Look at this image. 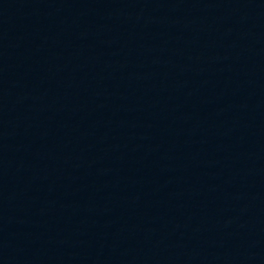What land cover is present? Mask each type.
Instances as JSON below:
<instances>
[{
  "label": "water",
  "instance_id": "water-1",
  "mask_svg": "<svg viewBox=\"0 0 264 264\" xmlns=\"http://www.w3.org/2000/svg\"><path fill=\"white\" fill-rule=\"evenodd\" d=\"M0 264H264V0H0Z\"/></svg>",
  "mask_w": 264,
  "mask_h": 264
}]
</instances>
